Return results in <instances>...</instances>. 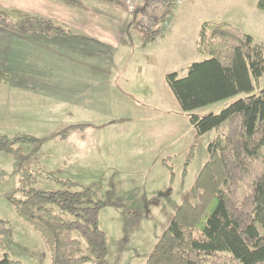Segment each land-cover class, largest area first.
Wrapping results in <instances>:
<instances>
[{
  "label": "rangeland",
  "instance_id": "374dc122",
  "mask_svg": "<svg viewBox=\"0 0 264 264\" xmlns=\"http://www.w3.org/2000/svg\"><path fill=\"white\" fill-rule=\"evenodd\" d=\"M125 1L126 7L120 11L87 0L97 14V22L119 34L123 41L114 51L116 56L111 57L112 73L105 67L98 73L88 63L84 68L83 62L72 59L66 49L67 53L58 48L46 55L25 47L20 56L16 38L0 41V70L11 73L10 83L0 86V137L29 134L41 138L40 154L49 170H60L63 181L97 185L107 203L100 212L99 227L108 236L109 254L104 263L88 264H145L178 207L189 199L190 189L208 161V145L215 133L206 134L193 146L194 127L165 79L170 73L184 78L192 63L207 58L197 52L201 26L210 21L228 23L251 35L264 54V12L258 9V0H181L173 16L163 22L162 6ZM136 20L153 29L161 27L164 38L146 44L134 27ZM2 30L7 29L0 27ZM14 34L29 39V34ZM34 43L30 44L38 45ZM98 75L113 80L112 85L108 82L101 86L103 92H95L93 86ZM62 79L66 89L54 91L61 98L65 92L63 110L62 101L55 100V95L54 104L44 109L42 103L48 98L40 93L45 88L35 89L38 97L32 99L42 104L38 105L39 115L16 110L20 101L28 100L22 97L25 94H19L23 82L56 83ZM263 88L264 78L255 94ZM247 96L240 94L195 113L201 117L218 114ZM80 123L85 124L83 129L73 131L65 141L59 139L62 129ZM16 163L14 155L0 153V218L13 230L12 239L6 241L7 251L13 260L25 264H52L41 236L16 216L11 203L18 187ZM37 188L55 192L62 186L46 180ZM245 192L241 187V196ZM55 210L72 220L59 208ZM74 237L82 241V255H86L81 236L75 233Z\"/></svg>",
  "mask_w": 264,
  "mask_h": 264
},
{
  "label": "trees",
  "instance_id": "16d2710c",
  "mask_svg": "<svg viewBox=\"0 0 264 264\" xmlns=\"http://www.w3.org/2000/svg\"><path fill=\"white\" fill-rule=\"evenodd\" d=\"M91 15L87 0H52ZM124 9L125 0H91ZM163 8L161 22L172 17L181 0H141ZM193 2L195 0H188ZM257 7L264 12V0ZM0 27L20 35L39 32L43 37L68 35L70 30L51 19L20 10H0ZM146 44L164 38L161 27L134 23ZM197 52L207 58L192 63L187 75H166V84L199 139L210 132L208 161L184 201L163 232L145 264H264V54L251 35L223 22L201 26ZM11 73L0 70V86L9 84ZM240 94L218 114L195 112ZM85 125H71L59 133L65 141ZM43 140L21 134L0 137V153L16 157L18 187L10 200L16 216L43 239L52 264L104 263L108 236L99 227L100 212L107 207L97 185L83 186L61 180L60 170L50 171L41 156ZM193 147V148H194ZM193 151V149H192ZM62 186L55 192L37 188L42 181ZM241 187L246 192L241 196ZM68 214L67 220L55 208ZM87 247L82 255V241ZM11 224L0 218V264H25L13 260L6 248L12 239Z\"/></svg>",
  "mask_w": 264,
  "mask_h": 264
},
{
  "label": "crops",
  "instance_id": "0c3cea01",
  "mask_svg": "<svg viewBox=\"0 0 264 264\" xmlns=\"http://www.w3.org/2000/svg\"><path fill=\"white\" fill-rule=\"evenodd\" d=\"M111 7L113 8L112 10H124L114 6ZM0 9H16L24 13L51 19L72 30L68 35H54L51 37H43L39 32H34L27 36V38H29L28 40L7 30L0 31V35H2L0 36V41L16 38V51L18 54H20V56L23 54V52L20 50L24 49L25 47L28 49L35 48L40 53H44L46 55L54 54L55 50L59 48L61 50L63 49L65 53H67L66 50L69 51L71 56H73L72 59H78L79 61H82L84 68H86V64L88 63L94 68L95 71H98V73H101L104 70V67L110 73L114 71V63L112 62L111 57H113V55L116 56L114 51L116 52V48L118 49L119 45L123 41L119 34H116V32L110 30L108 27H103L97 22V20H99L97 14L93 12L91 8L90 10L93 12V15L89 16L85 12L66 7L52 0H0ZM32 42H36L34 44L38 45L30 44ZM55 55L58 56V54ZM62 56L66 57V55ZM74 56H77V58H74ZM73 69H77V67ZM4 70L7 69L4 68ZM70 70L71 68L64 71ZM97 79L98 80L93 84L95 92H103L101 90V86L103 84L110 82L108 85L110 86L113 83V80H109V76L103 77V75H98ZM84 87L86 88L87 86L85 85ZM20 88L22 90H20L19 94H25L22 97L28 98V100L23 99V101H20V103L16 105V110L22 111L23 114L31 113V115H39V113H41L40 109L38 108L39 104L41 106L43 104L44 109H49V106L54 104V95L55 100L62 101V104H60L62 108L60 109L63 110V105H65V103H63V93L65 92L61 93V98V96L58 95L60 93L54 91L58 88L66 89V82H64L63 79L56 81V83L51 81L39 82L26 80L22 83V85H20ZM44 88L46 91H43L40 94H45V98H48L49 103L44 99H42L44 100L42 104L40 101L39 103L34 102L32 100L33 97H38V95H35V93H39L35 89H39L40 91L41 89L44 90ZM149 93L152 94V91H149ZM65 96H68L66 101L69 102V93H66ZM57 106L59 107V104ZM77 125L85 124L80 123Z\"/></svg>",
  "mask_w": 264,
  "mask_h": 264
}]
</instances>
